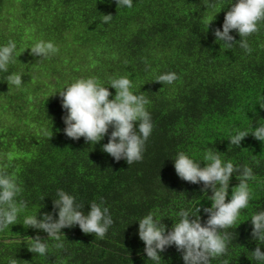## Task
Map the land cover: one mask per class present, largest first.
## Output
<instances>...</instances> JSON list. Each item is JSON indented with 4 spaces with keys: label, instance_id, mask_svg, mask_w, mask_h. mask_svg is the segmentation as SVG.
Instances as JSON below:
<instances>
[{
    "label": "trees",
    "instance_id": "16d2710c",
    "mask_svg": "<svg viewBox=\"0 0 264 264\" xmlns=\"http://www.w3.org/2000/svg\"><path fill=\"white\" fill-rule=\"evenodd\" d=\"M228 7L225 0H133L131 8L116 0H0V44H17V59L0 72V171L15 178L18 206L25 205L16 224L0 230V264L11 257L17 264H184L175 245L159 261L149 259L137 220L151 212L167 231L185 209L203 225L212 191L179 178L172 158L184 152L203 167L208 150L253 172L248 207L221 230L229 236L227 251L210 264H259L251 251L264 252V243L253 238L249 218L264 209V142L249 133L238 147L228 138L264 123V21L246 38L250 53L238 42L226 49L212 30ZM103 14L113 17L105 23ZM230 35L239 41L236 30ZM38 40L52 41L58 51L46 59L31 55ZM14 72L22 75L19 88L6 81ZM165 72L176 73L172 84L155 81ZM93 76L105 86L110 77L127 76L132 91L148 98L153 128L141 160L128 164L102 151L108 134L93 144L64 133L58 92ZM108 89L112 99L115 89ZM239 178L230 177L226 202ZM57 189L73 195L85 213L92 201L109 209L113 223L103 238L65 227L57 248L46 232L23 225L26 215L56 218ZM37 235L47 239L43 256L27 248Z\"/></svg>",
    "mask_w": 264,
    "mask_h": 264
},
{
    "label": "clouds",
    "instance_id": "9594fccd",
    "mask_svg": "<svg viewBox=\"0 0 264 264\" xmlns=\"http://www.w3.org/2000/svg\"><path fill=\"white\" fill-rule=\"evenodd\" d=\"M225 4L230 7L225 12L222 25L212 30L216 42H223L226 49L238 42L246 53H250L252 50L246 38L257 32L260 22L264 21V0H225ZM116 5L120 8H131L133 0H116ZM112 17L111 14H103V22L107 23ZM213 19L214 17L207 22V28ZM233 29L240 36L239 41H235L230 35V30ZM16 49L17 44L12 39L0 44V72H7L9 64L17 59ZM28 49L31 55L45 59L58 51L50 40H38ZM176 78L175 72H165L157 75L155 81L172 84ZM6 81L19 88L22 85V75L19 72L10 73ZM108 86L115 89L112 99H109L112 94ZM58 93L61 106L65 110L62 120L65 124L63 131L67 137L78 139L82 136L86 142L96 144L108 134V142L102 145V151L117 161L123 158L128 164L142 159L145 141L153 128L151 114L145 107L149 101L143 94L132 91V81L127 76L110 77L107 86L94 76L81 77L67 84ZM260 107L264 108V105ZM109 127L112 128L110 133ZM249 133L264 142V123L257 124L251 131L236 130L228 138L229 145L240 147L241 140ZM218 153L205 151L203 167L201 161L194 160L184 152H178L172 158L179 178L194 184L203 182L204 189H211L212 195L208 199L212 203L210 207L203 209L208 214L203 225L198 215H192L185 209L179 211L178 221L167 231L161 220H156L151 212L139 218L138 236L145 245L144 252L149 259L159 261V253L171 245H175L177 251L181 252L184 264H210L211 258L219 257L227 251L229 236L221 230L232 226L241 210L248 207V181L252 179L253 172L247 165L241 167L231 161H222ZM234 173L240 177L239 183L226 202L229 180ZM21 191L13 176L0 171V230L16 224L18 213L25 207L22 202L18 206L16 200ZM56 196L53 199L56 218L51 212L42 213L39 218L36 214L26 215L23 225L46 232L48 238L56 241L57 248L63 247L60 234L65 227L78 225L86 234L93 233L97 237H104L113 223L107 207L92 201L85 213L84 205L76 203L75 197L63 189H57ZM249 219L253 238L264 243V209L253 212ZM30 239L28 250L45 255L48 249L47 239H41L39 235ZM251 253L259 264H264V252L259 246ZM8 264H17V259L9 258Z\"/></svg>",
    "mask_w": 264,
    "mask_h": 264
}]
</instances>
